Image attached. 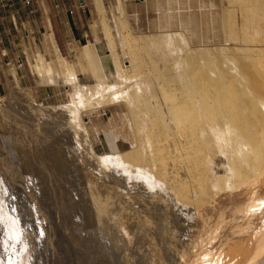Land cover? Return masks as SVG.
Wrapping results in <instances>:
<instances>
[{
    "label": "rangeland",
    "instance_id": "374dc122",
    "mask_svg": "<svg viewBox=\"0 0 264 264\" xmlns=\"http://www.w3.org/2000/svg\"><path fill=\"white\" fill-rule=\"evenodd\" d=\"M29 2H18L24 12L19 17L22 22L29 6L33 8ZM260 2L262 17L264 0ZM12 4L0 5L4 25L0 27V264H187L193 260L201 251L190 246L201 227L197 210L180 200L171 185L180 154L166 159L167 175L162 179L155 162L151 169L123 157L152 144V136L144 131L152 127L149 104L141 96L137 110H127L129 87L139 80L150 81L155 93L149 91L150 105L164 109L158 77L176 74L172 59L164 60L150 47L146 54L139 38L174 35L172 31L184 29L193 46L213 45L224 61L223 46H241L238 37L243 32L253 34L259 27L264 32V18L246 20L240 5L226 0H46L44 10L40 8L43 13L36 10L39 28L31 31L17 17L16 29L7 23ZM94 6L97 13L90 14L92 21L89 16L85 19L94 41L87 39L89 35L79 38L88 29L77 30L67 23L69 9ZM225 15L237 28L238 42L228 39ZM39 55L56 64L57 75L36 76L31 63ZM135 57L137 65L128 69ZM63 62L73 66L75 78L60 74ZM118 70L124 72L119 75ZM171 85L168 81L166 89ZM101 94L102 103L86 106L95 104L92 98ZM166 121L170 132L176 133L169 117ZM168 140L173 142V136ZM209 167L216 175L227 172L225 155H215ZM177 171L188 179L185 170ZM239 202H220L224 214L233 218L211 240L209 256H215L218 245L232 246L256 227L252 217L234 218ZM212 216L205 217L211 226L217 223Z\"/></svg>",
    "mask_w": 264,
    "mask_h": 264
},
{
    "label": "bare ground",
    "instance_id": "6f19581e",
    "mask_svg": "<svg viewBox=\"0 0 264 264\" xmlns=\"http://www.w3.org/2000/svg\"><path fill=\"white\" fill-rule=\"evenodd\" d=\"M260 1L262 0H226L230 4H239L242 17L252 22L256 18H264V15H260V12L263 13ZM228 18L224 16L225 28L230 33L228 39L237 40V28ZM254 24L256 26L255 22ZM258 29L253 34L243 32L242 37L239 35V40L243 41L241 46H223V51H226L224 61L220 59L222 52L217 47H212L213 45L193 46L184 29L181 33L172 31L174 35L165 32L156 37L139 38L146 54L150 53L149 47L151 50L156 49L164 60L172 59L177 68L173 67L176 69L174 75L158 77L164 109L162 106L150 105L149 91L155 94L150 81L139 80L129 87V96H125L127 110H137L136 104L141 102V96L146 97V103L149 104L146 109L150 112L152 127L144 131L152 136V144L150 148H142L141 152L139 148L128 151L123 157L150 168L151 163L155 162L156 174L162 179L167 175L166 159L174 160V154H180L181 161L176 169L185 170L188 179L185 180L176 170L171 185L173 183L175 194L180 200L191 203L197 210L201 227L197 230L199 232L195 230L197 235L192 238L194 241L190 245L191 248L201 250L197 255L199 260L195 259L197 256L194 257L195 261H199L197 264H264V216L259 215L260 208L264 211V46L258 45L259 40L264 43V36L259 34ZM241 30L244 31L243 28ZM132 51L129 50V53ZM135 58L126 66L128 69L137 65L138 58ZM55 65L41 55L31 63L38 77L57 75ZM116 66L120 67L119 61ZM58 68L60 74L69 79L75 76L73 66L66 62ZM91 69L93 73L97 72L92 64ZM122 72L124 71L118 70L119 75ZM136 74L142 75V72L137 70ZM168 81L173 82L174 87L171 85L166 89ZM101 95L98 99L91 97L96 100L95 104L90 102L88 106L87 102L86 106L102 103L104 96ZM168 117L176 127V133L169 130L171 126L166 121ZM169 136H173V142H170L172 139L167 141ZM217 154H224L227 159V172L221 175H216L209 167L210 160ZM228 194H233L234 197L230 198ZM234 200H240L237 205L238 215L234 218L241 220L252 217L256 227L246 235H241L243 237L237 243L231 242L232 246L226 247L223 244L219 248L217 244V253L209 256L208 253L212 252L209 248L213 244L211 240H216L220 228L233 218L224 214L220 202L226 205ZM208 215L216 217L217 223L213 226L206 220ZM193 260L190 259L189 262L195 264L197 261Z\"/></svg>",
    "mask_w": 264,
    "mask_h": 264
},
{
    "label": "crops",
    "instance_id": "0c3cea01",
    "mask_svg": "<svg viewBox=\"0 0 264 264\" xmlns=\"http://www.w3.org/2000/svg\"><path fill=\"white\" fill-rule=\"evenodd\" d=\"M45 1L46 0H30L29 5L31 3L33 8L29 6L28 10L30 11V13H26L28 16L26 19L23 20V22L20 21V19H19L20 15L24 13L21 9H18L19 0H0V5L8 4L9 2L13 3L12 7H9L7 9V12H6L7 13L6 14L7 23L11 24V28L16 29L17 28V21H18V22L22 23L24 26H27V28L32 31L34 29L39 28L37 18H35V14H38V12L36 11L37 8L39 10H41L40 13L42 12V9L44 10ZM55 5H56V3H55ZM41 7H42V9H40ZM97 9H98V6H97ZM127 9H129L128 5H127ZM130 10H131V8H130ZM92 12L97 13L95 6H94V9H92V8H89V9L88 8L87 9L70 8L69 9V12H68L69 14H67L68 18L66 19L67 23L71 22L73 27L77 30L79 28L84 30V26H85V29H88L87 31L84 30L83 33H79V35H80V36H78L79 38L82 35H89L87 37V39L92 38V40L94 41L93 33L91 32L92 29L90 27V23L88 21L86 22V20H85L89 16L88 17L89 20L92 21L93 18H92V16L90 17V14ZM2 17H3V15L0 16V27L1 28L4 27L3 19H1ZM16 17L18 18V20ZM87 41H89V40H87Z\"/></svg>",
    "mask_w": 264,
    "mask_h": 264
},
{
    "label": "built area",
    "instance_id": "2783aa9c",
    "mask_svg": "<svg viewBox=\"0 0 264 264\" xmlns=\"http://www.w3.org/2000/svg\"><path fill=\"white\" fill-rule=\"evenodd\" d=\"M26 1H28V0H26ZM82 4H83L82 1H80V5H81V6H82Z\"/></svg>",
    "mask_w": 264,
    "mask_h": 264
}]
</instances>
